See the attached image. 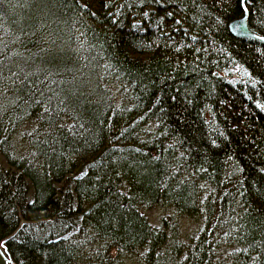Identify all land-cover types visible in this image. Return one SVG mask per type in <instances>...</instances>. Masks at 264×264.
<instances>
[{
	"label": "trees",
	"instance_id": "16d2710c",
	"mask_svg": "<svg viewBox=\"0 0 264 264\" xmlns=\"http://www.w3.org/2000/svg\"><path fill=\"white\" fill-rule=\"evenodd\" d=\"M246 14L264 36V0H0V239L29 221L18 264H103V246L212 264L219 241L264 264V43L230 32ZM145 203L202 227L154 232Z\"/></svg>",
	"mask_w": 264,
	"mask_h": 264
},
{
	"label": "rangeland",
	"instance_id": "374dc122",
	"mask_svg": "<svg viewBox=\"0 0 264 264\" xmlns=\"http://www.w3.org/2000/svg\"><path fill=\"white\" fill-rule=\"evenodd\" d=\"M238 19H240V17L232 21H235ZM18 135L20 134L17 132L16 136ZM17 138L18 137L12 138V141H14L13 148L17 150L16 155L24 158L26 156L27 151L24 152L25 147L22 141L18 142ZM162 186L164 187L166 185L163 183ZM140 209L149 218L150 224L154 226H160V224L162 223V220L164 218L167 219L168 221L167 226L168 227L171 226L176 231L175 236L178 235L179 239L183 242H189V240L193 238L196 232L202 227L201 222L198 223L196 220H193L185 215H181L180 213L176 212L175 211L176 209L172 207L163 206L162 204L148 205L145 203V204H141ZM85 235L87 237V233ZM84 240H87V239L84 238ZM98 244H101V243L97 242L96 245ZM99 246L100 245H98L97 247ZM101 249H105L101 255V261L103 264H136V260L138 259L136 255L138 254L141 256V252H139L135 256L134 255H131L129 257L121 256L117 258L116 257L117 251L111 246H107V247L103 246ZM231 250H232V247L230 245H227L223 241H219V244L216 249V257L214 261L212 262V264H232L229 260ZM140 251H145V249H141ZM157 251H159V249Z\"/></svg>",
	"mask_w": 264,
	"mask_h": 264
},
{
	"label": "water",
	"instance_id": "95a60500",
	"mask_svg": "<svg viewBox=\"0 0 264 264\" xmlns=\"http://www.w3.org/2000/svg\"><path fill=\"white\" fill-rule=\"evenodd\" d=\"M230 28L232 30H238L241 36L254 38L264 43V36H261L250 29L246 15L240 17L238 20L232 21L230 23ZM28 222V220L21 216L18 227L11 234L0 239V264H18L9 251L8 241L18 233L24 224Z\"/></svg>",
	"mask_w": 264,
	"mask_h": 264
},
{
	"label": "bare ground",
	"instance_id": "6f19581e",
	"mask_svg": "<svg viewBox=\"0 0 264 264\" xmlns=\"http://www.w3.org/2000/svg\"><path fill=\"white\" fill-rule=\"evenodd\" d=\"M246 19H247V21H248V18H247V14H246ZM230 32H231V34L232 35H235V36H240L241 37V35L239 34V32H238V30H232V29H230ZM150 229H152L154 232H157V231H159V230H163V229H166L167 230V232H168V234H170V235H172V233H173V228L170 226V227H168V226H166L165 224H163V223H161L160 224V226H154V225H152V224H150ZM152 231V232H153ZM132 254H129V253H127V252H125V251H122V254L120 253V252H116V257L118 258V257H129V256H131Z\"/></svg>",
	"mask_w": 264,
	"mask_h": 264
}]
</instances>
